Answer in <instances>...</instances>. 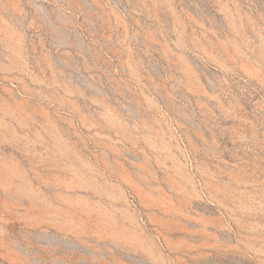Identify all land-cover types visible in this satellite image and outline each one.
Masks as SVG:
<instances>
[{
	"label": "rangeland",
	"instance_id": "374dc122",
	"mask_svg": "<svg viewBox=\"0 0 264 264\" xmlns=\"http://www.w3.org/2000/svg\"><path fill=\"white\" fill-rule=\"evenodd\" d=\"M0 264H264V0H0Z\"/></svg>",
	"mask_w": 264,
	"mask_h": 264
}]
</instances>
